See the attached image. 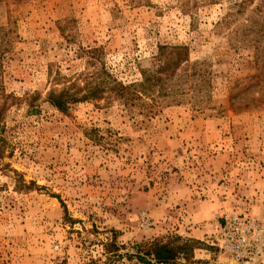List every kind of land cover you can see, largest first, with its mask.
<instances>
[{"label":"rangeland","instance_id":"obj_1","mask_svg":"<svg viewBox=\"0 0 264 264\" xmlns=\"http://www.w3.org/2000/svg\"><path fill=\"white\" fill-rule=\"evenodd\" d=\"M263 16V0H0V264H141L133 244L174 235L197 244L168 264L244 262L187 232L264 220ZM163 44L188 47L164 90L45 100L101 65L139 81ZM204 199L217 215L185 219Z\"/></svg>","mask_w":264,"mask_h":264},{"label":"trees","instance_id":"obj_2","mask_svg":"<svg viewBox=\"0 0 264 264\" xmlns=\"http://www.w3.org/2000/svg\"><path fill=\"white\" fill-rule=\"evenodd\" d=\"M260 35L264 37V21L261 25ZM89 51L93 52L95 49ZM262 51L261 57L264 56V50ZM186 62H188V47L186 45H159L151 59V66L139 70L141 74L139 81L124 83L116 80L104 65H101L98 80H86L82 86H76L77 84L73 82L66 84L64 80H61V87L52 86L49 88L45 100L59 111L67 110L73 102L100 99L106 94L121 97L127 101L134 98L140 100L141 96H147L149 91L166 89V82ZM113 236L104 243L105 254L110 253L113 249L117 251L119 247ZM196 244L197 241L193 238L174 235L165 241L159 240L149 244L135 243L132 246L135 252L131 256L141 264L174 263L178 258L185 260L193 258Z\"/></svg>","mask_w":264,"mask_h":264},{"label":"built area","instance_id":"obj_3","mask_svg":"<svg viewBox=\"0 0 264 264\" xmlns=\"http://www.w3.org/2000/svg\"><path fill=\"white\" fill-rule=\"evenodd\" d=\"M208 237L231 262L253 261L264 255V220L251 216L247 208L223 216Z\"/></svg>","mask_w":264,"mask_h":264},{"label":"crops","instance_id":"obj_4","mask_svg":"<svg viewBox=\"0 0 264 264\" xmlns=\"http://www.w3.org/2000/svg\"><path fill=\"white\" fill-rule=\"evenodd\" d=\"M219 203L215 200L212 199H204L202 201H199L197 204V207L193 210L190 209H186V215H184L185 219H191V221L193 222H198V221H202L205 219H209V218H214L217 215V212ZM201 228H197L193 231H189L187 232V234L191 235L192 237H195L197 239H203L204 237H206L210 232L213 231V229H215L217 225H213L214 228H212L213 226L207 227V226H202L200 225ZM202 249H198V251H201ZM203 251H205V249H203ZM195 254L197 253V251H194ZM254 261H244L238 264H254Z\"/></svg>","mask_w":264,"mask_h":264}]
</instances>
